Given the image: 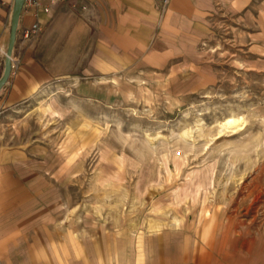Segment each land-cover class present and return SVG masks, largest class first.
Instances as JSON below:
<instances>
[{
  "label": "rangeland",
  "instance_id": "obj_1",
  "mask_svg": "<svg viewBox=\"0 0 264 264\" xmlns=\"http://www.w3.org/2000/svg\"><path fill=\"white\" fill-rule=\"evenodd\" d=\"M247 56L222 30L180 70L92 79L87 91L54 80L0 114V140L48 154L36 193L60 233L109 245L165 232L199 252L214 239L215 264H263L264 71Z\"/></svg>",
  "mask_w": 264,
  "mask_h": 264
},
{
  "label": "crops",
  "instance_id": "obj_2",
  "mask_svg": "<svg viewBox=\"0 0 264 264\" xmlns=\"http://www.w3.org/2000/svg\"><path fill=\"white\" fill-rule=\"evenodd\" d=\"M16 2L0 0V78ZM22 7L0 114L29 104L61 78H80L87 91L92 79L104 84L146 67L157 73L186 68L187 54L222 30L264 71V0H38L37 6L26 0ZM48 158L40 147L0 140V264L216 263L214 239L199 252L189 239L165 232L104 245L54 230L52 205H41L36 193L45 187L38 177L49 174ZM223 243L224 258L232 261L231 242ZM246 249L245 257L260 256L254 246Z\"/></svg>",
  "mask_w": 264,
  "mask_h": 264
},
{
  "label": "water",
  "instance_id": "obj_3",
  "mask_svg": "<svg viewBox=\"0 0 264 264\" xmlns=\"http://www.w3.org/2000/svg\"><path fill=\"white\" fill-rule=\"evenodd\" d=\"M26 0H17L16 2V9L13 12L12 18H11V33H10V42L8 45V49H7V57L5 60V71L4 74L2 75V77L0 78V90L7 84V81L9 80V78L11 77L12 74V57H13V49L15 47V43H16V32H17V28H18V20L19 17L21 15L22 12V5Z\"/></svg>",
  "mask_w": 264,
  "mask_h": 264
},
{
  "label": "built area",
  "instance_id": "obj_4",
  "mask_svg": "<svg viewBox=\"0 0 264 264\" xmlns=\"http://www.w3.org/2000/svg\"><path fill=\"white\" fill-rule=\"evenodd\" d=\"M31 1H32V3H33L34 6H37L38 5V0H31ZM62 1H64V0H50V2L52 4H57V3L62 2ZM47 11H49V9H47ZM34 29H37V26H35ZM12 68H13V64H12ZM13 70H14V68L12 69V73H13Z\"/></svg>",
  "mask_w": 264,
  "mask_h": 264
},
{
  "label": "bare ground",
  "instance_id": "obj_5",
  "mask_svg": "<svg viewBox=\"0 0 264 264\" xmlns=\"http://www.w3.org/2000/svg\"><path fill=\"white\" fill-rule=\"evenodd\" d=\"M236 122H237V121H234V120H228V124H229V125H234ZM228 124H227V125H228Z\"/></svg>",
  "mask_w": 264,
  "mask_h": 264
}]
</instances>
